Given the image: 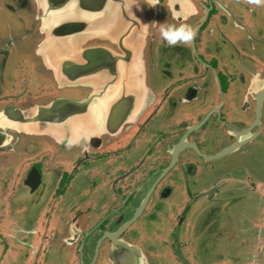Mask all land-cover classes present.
<instances>
[{"label":"flooded vegetation","instance_id":"af4514ba","mask_svg":"<svg viewBox=\"0 0 264 264\" xmlns=\"http://www.w3.org/2000/svg\"><path fill=\"white\" fill-rule=\"evenodd\" d=\"M66 1L0 0L13 18L0 32V264H264V5L75 0L57 17ZM122 4L128 45L142 44L144 104L109 88L99 99L97 57L78 67V85L57 87L48 34L75 31L80 49L119 52L98 30L114 34ZM161 23L191 26V43L166 46ZM57 97L77 101L61 129L15 120ZM247 197L258 211L238 231L229 214ZM239 235L236 253L217 244Z\"/></svg>","mask_w":264,"mask_h":264},{"label":"water","instance_id":"95a60500","mask_svg":"<svg viewBox=\"0 0 264 264\" xmlns=\"http://www.w3.org/2000/svg\"><path fill=\"white\" fill-rule=\"evenodd\" d=\"M75 0H67L68 6H63L61 9L58 8L57 17H61V12L63 16L70 12V10H76L75 6H72L70 2ZM118 1V0H117ZM75 8V9H73ZM122 11L119 13H114L113 15L118 21L115 22V27L117 28L116 31L111 34L107 33V24L104 25L102 23L99 24V37L105 39H111L116 41L118 44L119 52L111 51L108 53L103 48L95 49V48H84L80 49L79 47V39L77 33L75 31L67 30L64 31H52L51 34H48L51 37V53L46 54L48 59H46V64L50 66L52 72V79L55 82L57 87L62 85H70L73 86L78 85L79 82V72L76 70L79 66H84L83 64L86 63V57L91 56L92 58L97 57L99 58V65H100V87H99V99L102 97V92L109 89H115L116 92V99L118 100L120 95H126L136 100L138 98L144 99L141 105L144 104L145 99L147 97L146 90V82H145V67L144 62L142 59V44L137 46L135 41L133 44L136 47L130 48L128 45L127 34L125 32V20H126V9L125 4H122ZM105 16L108 13L101 12ZM102 15H100L101 17ZM125 18V20H124ZM122 28V29H118ZM124 27V28H123ZM91 28L92 24H91ZM56 32V33H55ZM133 33V32H132ZM115 36V39H114ZM121 36L122 39H118ZM122 44H119V43ZM41 55L43 61L45 60V50L38 49L37 50ZM49 55L51 58L49 59ZM79 57V58H78ZM78 58V59H77ZM90 58V57H89ZM110 58L109 67H111V77H114L115 85H109L102 83L105 82L108 75L103 77L108 71V60ZM91 59V58H90ZM47 60H49L47 62ZM108 74V73H107ZM105 78V80H104ZM85 84V83H84ZM96 88V87H95ZM130 90L131 92H124ZM91 99L88 101L87 104H90ZM77 104V101L74 100H66L60 97L53 99L48 105H38L34 106L35 109L33 110L32 107L30 110L24 111H17L18 116L15 117V120H18L20 124L23 126H28V130H39L42 132L51 131L53 132L56 129H61L60 126L62 121H69L73 118L78 111L73 112L71 108H73ZM67 109L62 110L61 109ZM134 109L133 111L121 112L119 118L116 119L115 127H118V123H123L125 121H130L136 115ZM117 115V114H116ZM75 120V119H73ZM73 127V126H72ZM25 128V127H24ZM67 128H71L69 124H67Z\"/></svg>","mask_w":264,"mask_h":264},{"label":"rangeland","instance_id":"374dc122","mask_svg":"<svg viewBox=\"0 0 264 264\" xmlns=\"http://www.w3.org/2000/svg\"><path fill=\"white\" fill-rule=\"evenodd\" d=\"M13 18L11 17L10 14H6L4 13L3 11H0V32H4L6 30L5 26L6 25H11L12 24V21ZM20 50H22L21 52H23V55L21 57H24V56H29V48H27V46H20L19 47ZM18 57L19 54L16 53L15 54V57ZM28 58V57H27ZM10 63L7 64L6 66V69L9 67ZM11 68V67H10ZM253 200L251 197H247L242 203L234 206L231 210V213L229 214V216L232 217V220L234 221V226H236V229L238 231L242 230L244 227H246L248 225L246 219H244V217L248 218V222L249 224H252L253 220H252V217L254 215V211L257 209L258 211V206L257 205H254L253 207ZM256 207V208H255ZM226 215L224 213H222V217H221V220L222 219H225ZM248 233V234H246ZM245 235L246 237L248 238L249 241H253L252 238H251V235H250V231H249V227L245 229ZM241 236H237L235 238H230V240L226 237H223L219 240L218 243H220L221 245V249H226V248H231L232 251H235L236 253V248L239 249V246L240 244L238 243L239 240H240ZM254 239V238H253ZM228 240V241H227ZM144 245L146 246V244L144 243ZM217 249H220L219 247H217ZM250 250H247L245 251V255H247V253H249ZM216 253L220 254V251L216 250ZM234 253V252H233ZM202 254V253H201ZM211 261H216L214 259V257L216 256L215 253H211ZM54 262H52L53 264L55 263H59V262H62V264H64V262L62 260H60V258H56L55 259V256H54ZM263 260V259H262ZM219 262H221V259L218 258L216 264H218ZM226 264H229V263H226Z\"/></svg>","mask_w":264,"mask_h":264},{"label":"clouds","instance_id":"9594fccd","mask_svg":"<svg viewBox=\"0 0 264 264\" xmlns=\"http://www.w3.org/2000/svg\"><path fill=\"white\" fill-rule=\"evenodd\" d=\"M249 5L262 6L264 5V0H247ZM175 17L177 13L172 12ZM159 36L166 46H174L177 44L189 45L194 36V30L191 26L187 24H171V23H161L159 26Z\"/></svg>","mask_w":264,"mask_h":264}]
</instances>
